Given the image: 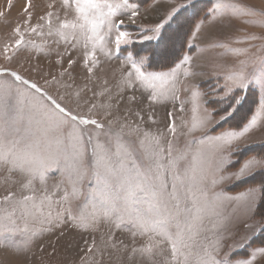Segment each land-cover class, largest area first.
<instances>
[{
    "label": "rangeland",
    "instance_id": "obj_1",
    "mask_svg": "<svg viewBox=\"0 0 264 264\" xmlns=\"http://www.w3.org/2000/svg\"><path fill=\"white\" fill-rule=\"evenodd\" d=\"M130 2H136L139 5V15L135 23L127 22V15H120V10L113 19L126 21L120 30L131 34L132 43L122 45L110 58L109 52L114 49L112 40L115 30H113L112 38L106 41L102 50L97 49L99 63L94 67L93 73H88L83 66L82 54L85 41L80 39L65 42L55 30L58 27L56 16H59L60 20L72 19L74 16L73 9L66 8L63 0H31L30 12L33 25L48 11L54 13L53 35H47V26L43 37L31 32L27 33L26 40L34 43L24 45L10 61L0 55V67L20 72L25 78L38 82L54 97L64 96V100L61 101L63 104H68L74 109L79 104L78 110L81 112H87L88 105L95 104V118L104 122L105 127H107V120L114 121V129H118L121 124L139 126L141 136L149 133L147 138L149 143L151 134L164 133L166 139H172L166 132L171 119L168 113L172 112L178 129L174 147L181 153L197 147L191 143L193 136L202 139L198 131L194 132L196 134L187 136L183 134L187 129L182 127V121H187L190 125L193 107L191 92L186 89L194 88L201 94L202 100L199 101L201 109L207 108L209 111H217L220 115H225L219 110L225 107L228 101L225 100L223 103L218 101L225 95L226 85H231V81L227 78L236 72L245 73L247 86L243 88L232 86L230 93L236 96L240 103L234 104L229 109L231 115L226 116L224 120H220L219 116L216 117L217 122L207 129V132L211 134L224 129L239 130V128L227 127L224 123L236 124L245 117L246 111L253 109L248 118L250 120L260 110V105L264 102V86L257 78L264 76V0H130ZM28 3L29 0H0V50L5 43L14 42L16 37L13 29L27 18L24 9ZM218 4L222 7L217 8ZM172 8L178 9L175 18L180 19L170 22L172 28L167 37H172L169 42L171 53H176L179 48L184 50L187 47L182 57L188 55L191 61L176 69L175 73H172L171 69L182 57L169 68L151 69L148 63L143 65L142 70L146 72H169L168 87L174 84L179 96V99L175 101L169 97L167 101L150 105L146 99L150 89L144 88L139 82H135L132 88L123 83L130 68L127 64L121 67V61L132 54L139 63V57L130 47L136 42L151 41L143 40L141 36H155L149 29L160 22L161 17L166 18V13ZM193 14H196L197 18L192 16ZM147 15L149 17L144 20ZM196 26L199 27V32L193 39L191 32L196 30ZM64 32L70 35L71 30L65 29ZM152 41H158V38ZM73 43L75 47L72 46ZM147 50L148 48H143L142 51ZM58 60L62 63H57ZM69 60L75 61L71 67H69ZM185 67L195 75L184 77L182 73ZM63 69H68V72L61 77L58 74ZM51 76H57L60 83L45 85L44 80L51 79ZM11 79L5 74L0 76V83L5 80L11 81ZM15 87L16 85L11 93L6 88L0 87V118H7L12 114L13 108L19 105ZM21 90H23L22 87ZM248 91L251 93L242 103L243 94ZM77 93H80L79 98ZM132 96L136 97L135 101L129 99ZM85 101L88 103L86 104ZM180 104L184 105L183 111L180 110ZM137 112L140 113L139 116L136 115ZM106 113L111 115L106 116ZM150 116L152 119H149ZM262 128H264V112H261L257 124L253 127L254 131ZM81 130L86 133L92 132L95 126L82 127L76 132H73L71 128H65L59 133H52L51 138H59L63 141L69 135L79 134ZM127 132L128 127H125V133ZM129 139L125 135L122 142L126 143ZM131 139L136 141L138 162L146 166L149 161L142 158L143 150L139 148L137 138L131 137ZM99 140L110 152L116 151L115 139L111 144L106 137L101 136ZM257 143L260 142L254 144ZM250 156L252 155L245 156L243 160ZM230 158L232 161L235 159L234 155ZM243 160L236 166H232V163L227 165L226 171L220 174L228 176V171L236 170ZM91 162V146H89L85 153L87 174L82 181H78L75 173L69 176L62 156L58 155L55 160L46 159L43 178L38 173L33 175L32 185L22 189L27 173L20 170L19 162L13 166L11 162L5 163L0 160V198L9 192H14L16 199L33 192L37 198V207L32 208L30 205L31 210L27 215L17 207L14 222L7 223V227L12 230L5 232L3 238H0V264H172L167 242L158 243L164 240L163 237L156 236L154 233L140 235L138 227L130 222L127 215L124 216L121 227L117 228L116 215L105 216L102 208L99 211L93 208L94 204L98 206L99 204L98 198L94 197L91 191L96 185ZM162 162L166 163V160ZM180 164L183 165L184 161H180ZM237 182L239 181L230 179L225 189L230 192H240L259 186L254 184L240 189L231 188ZM73 187L79 189L81 195L78 198L70 197L69 200H62L64 192H71ZM45 191L52 196V200L41 204L40 201L43 199L41 194ZM258 197L250 222L238 229L224 231L211 228L209 230L208 225L204 224L205 220L198 221L196 226L201 224V228L193 229L197 233L194 237L196 247L192 249L189 264H195L196 253L202 255L205 248L211 251L216 246L219 248L216 253L217 258L227 256L234 262L247 259L251 260L252 264H264V253L257 252L255 259L251 255L254 250L264 247V242L259 245L250 242L260 235L264 228V218L256 213L261 195L258 194ZM121 204L122 202H118L117 206ZM4 208L11 211V202H0V209ZM136 208L147 212L146 203L140 206L133 205V209ZM65 210H70L76 219L68 220ZM58 213L60 216L57 215ZM94 214L95 221H93ZM61 217L64 222H61ZM169 231L174 232V226L170 225ZM133 232L137 233L135 237ZM150 237L153 244L152 251H142L150 242ZM220 239L222 242H219ZM119 241L123 243H118ZM93 242L95 246L92 251H89ZM113 243L115 247L112 246Z\"/></svg>",
    "mask_w": 264,
    "mask_h": 264
},
{
    "label": "snow or ice",
    "instance_id": "obj_2",
    "mask_svg": "<svg viewBox=\"0 0 264 264\" xmlns=\"http://www.w3.org/2000/svg\"><path fill=\"white\" fill-rule=\"evenodd\" d=\"M63 4L66 8L73 9L74 16L72 19L65 18L63 20L56 16L58 27L55 30L65 42L80 39L85 41L82 58L83 66L88 73H93L94 67L99 63L96 55L97 49L102 50L106 41L112 38L113 30H115L112 40L114 49L109 52L110 58L113 52L119 50L122 45L132 43L131 34L120 30L126 21L113 18L120 10V15H127V22L135 23V18L139 15V5L136 2H130V0H118V2H113V0H71L70 3V0H63ZM31 7V0H29L24 9L27 18L13 29L16 37L14 42L5 43L0 50V55L5 60L10 61L24 45L34 43L26 40L27 33L31 32L43 37L46 34L44 29L47 26V35H53L54 13L48 11L46 15L40 16L38 22L33 25L31 23ZM219 7L222 5L218 4L217 8ZM177 11V8H172L170 12L166 13V18L161 17L160 22L149 29L155 36H141L143 40L158 38V41L155 46L151 47L147 55L136 53L139 63L132 54L127 55L121 61V67L127 64L130 68L123 83L132 88L135 82H139L144 88L150 89L146 96L150 105L167 101L169 97L174 101L179 99L175 85L168 87L169 72L142 70L145 63H151L156 58L166 59L171 56L169 42L172 37L163 35L162 30L166 25L171 27L170 22L175 19ZM65 29L71 30L70 35L65 34ZM197 32H199L198 26L195 31L191 32L193 39ZM176 35L178 36V30ZM72 46L75 47V43ZM190 61L191 57L184 55L179 63L173 62L175 67L171 69V72L175 73L176 69L189 64ZM57 63L62 62L58 60ZM68 63L71 67L75 61L69 60ZM36 71H40V69H36ZM67 72L68 69H63L58 75L62 77ZM5 74L12 79L0 83V87L6 88L11 93L16 85L15 92L19 98V105L13 108L12 114L7 118H0V160L5 163L11 162L13 166L19 162L20 170L27 173L25 183L21 186L22 189L32 185L33 175L38 173L43 178L45 160H55L58 155L63 157L69 176L71 177L75 173L77 180L82 181L88 169V165L85 163V153L91 146L92 174L96 180V185L91 191L94 197L98 198L99 204V206L94 204L93 208L97 211L102 208L105 216L116 215L118 218L117 228L121 227L124 216L127 215L130 222L138 227L140 235L154 233L156 236L163 237L164 240L158 241V243L167 242L172 264H189L192 249L196 247L194 237L197 233L193 229L206 212L214 210L216 197L214 193L211 197L209 196V179H211V185L215 186L225 179L241 181L254 176L258 170H264V157L258 158L254 155L244 160L238 171L228 176L220 174L227 165L239 162L232 161L230 157L242 150L238 142L245 138L250 129L257 124L261 112H264V102L261 103L260 110L250 120L243 123L242 126H238L239 130L228 129L214 136L207 135V129L217 122V116L220 120H224L226 116L231 115L229 109L234 104L240 103L237 97L230 93L232 86L241 88L247 86V77L243 71L233 73L227 78L231 81V85H226L225 95L218 101V103L228 101L226 106L219 110L225 115H220L217 111H209L207 108L201 109L199 103L202 100L201 94L194 88L186 89L191 92L193 107L190 125L187 121H182V127L187 129L183 134L187 136L201 131L203 139L193 136L191 143L197 147L182 153L174 147L178 129L172 112L168 113L171 119L166 128L168 136L172 139H166L164 133L151 134L149 143L147 142L149 133H144L141 136L139 126L132 127L121 124L118 129H114V121L107 120V127H105L104 122L95 118V104H89L87 112H81L78 110L79 104L76 109L68 104H63L61 101L64 100V96L54 97L38 82L25 78L16 70L0 67V76ZM182 74L186 78L195 75L187 67L184 68ZM257 79L264 86V76ZM59 83L57 76H51V79L44 80L45 85ZM67 86L70 87V85ZM76 95L79 98L80 93ZM129 99L135 101L136 97L132 96ZM85 103L88 102L85 101ZM183 109L184 105L180 104V110L183 111ZM107 115H111V113H106ZM136 115L139 116L140 113L137 112ZM149 119L152 117L150 116ZM89 125L95 126V130L88 133L81 130L79 134L69 135L63 141L59 138H51L52 133H59L65 128H71L73 132H76L77 129ZM125 127H128L127 133H125ZM125 135L130 138L126 143L122 142ZM101 136L106 137L109 144L113 139L116 140L117 149L114 153L100 143ZM131 137L137 138L139 148L143 150L142 158L149 161L146 166H142L138 162L136 141ZM205 147L211 150L212 156L218 157L214 168L211 166V158L205 155ZM244 148L247 149V146ZM165 160L166 163L162 162ZM180 161H184V164L181 165ZM258 194L264 195V183L248 188L230 199L243 202L248 208L251 204L256 203ZM41 195L43 197L40 201L41 204L44 201L52 200V196L46 194V191ZM80 195V190L73 187L71 192L65 191L61 199L66 201L70 197L78 198ZM36 200L34 192L23 195L20 199L15 198L14 192H9L0 198V202H11L12 204L11 211L7 208L0 209V238H3L5 232L12 230L7 227V223L14 222L13 218L17 207L27 215L31 210L30 205L32 208L37 207ZM118 202H122L119 207L117 206ZM145 203L147 204L146 213L139 208L133 209V205L140 206ZM65 211L68 220L76 219L70 210ZM57 215L60 216L59 213ZM95 219L94 214L93 221ZM61 222H64L62 217ZM170 225L174 226V232L169 231ZM136 235L137 233L133 232V237ZM118 243L122 244L123 241ZM94 246L95 242L89 247V251H92ZM112 246L115 247V243ZM152 248L150 237V242L142 251L151 252ZM218 251L219 248L216 246L211 251L205 248L202 255L196 253L195 264H252L251 260L247 259L234 262L227 256L217 258ZM257 252L264 253V247L254 250L251 254L253 259Z\"/></svg>",
    "mask_w": 264,
    "mask_h": 264
},
{
    "label": "crops",
    "instance_id": "obj_3",
    "mask_svg": "<svg viewBox=\"0 0 264 264\" xmlns=\"http://www.w3.org/2000/svg\"><path fill=\"white\" fill-rule=\"evenodd\" d=\"M148 17L149 15L145 16L144 20ZM225 130H228V129L220 130L217 133H212V134L207 132V135L214 136ZM197 133L203 139L202 132L198 131ZM193 134H196V133H193ZM261 141H264V128L257 129L256 131H254V129L251 128L250 131L246 134L245 138H242L238 143L240 146L244 147V146L254 144L255 142H261ZM204 152L206 156L211 158V166L215 167V163L218 157L212 156L211 150L206 147L204 148ZM241 164L236 170L228 171V174L238 171V169L241 167ZM224 171H226V167L224 168L222 172ZM229 180L230 179H227L226 181H220L215 186L211 185V179H209L208 181L209 196L211 197L212 194L214 193L216 197V201H214V210L206 212L202 216L200 221L205 220L204 224L208 225L209 230L213 228L215 230L219 229V230L228 231L232 229H238L242 225H246V223L250 222V218L252 217V214L254 212L255 204L257 203L259 197L257 195L256 203L251 204V206L248 208H246L243 202L230 199L231 197H235L239 193L244 192L245 190L240 191V192L227 191L225 189L226 188L225 186L226 184L228 185ZM214 188L219 190V192H215L216 190ZM198 227L200 229L201 224L195 226L194 229L196 230L198 229ZM219 242H222L221 239L219 240Z\"/></svg>",
    "mask_w": 264,
    "mask_h": 264
},
{
    "label": "trees",
    "instance_id": "obj_4",
    "mask_svg": "<svg viewBox=\"0 0 264 264\" xmlns=\"http://www.w3.org/2000/svg\"><path fill=\"white\" fill-rule=\"evenodd\" d=\"M194 6H192L193 9H195ZM196 14H193L192 16L195 17ZM195 18H197V17H195ZM175 19H180V18L178 17ZM175 19H174V21H175ZM193 19H192V21H193ZM171 28H172V26L171 27H168V26L165 27V29L163 30V35H165L167 37V35L170 34V32H171V30H170ZM156 44H157V41H152V40L148 41V42H142V43L136 42L130 47V49L134 50L136 53L140 52V54H143V53H148L150 51L151 47L155 46ZM143 48H148V50L143 52L142 51ZM185 49L187 50V47H185ZM185 49L183 50L182 48H179L176 53H172L171 56H169L168 58H166V59L156 58L151 63H148V65L151 69L169 68L174 64L173 63L174 61L176 62L180 57H182V55H183L182 53H183V51H185ZM250 93L251 92L248 91V92H245L243 94L242 103L245 102L246 98L249 96ZM252 110L246 111L245 117L240 119L238 121V123L230 124V125H228L227 123H224V125L227 127L229 126V127H234V128H238V126H242L243 123L247 122L248 118L251 115ZM241 149L242 150L240 152H237L234 155V158H235L234 161H239V162L232 163V166L238 165L240 163V161L243 160V158L245 156H248V155L264 156V142H260L257 144H251V145L247 146V149H245L244 147ZM261 183H264V170H260L254 176H250L247 179L241 180V181L237 182L236 184H233L231 188L240 189L242 187L249 186V185H254V184L260 185ZM256 213H257V215L260 214V216H262L264 218V195H261L260 201H259L258 206H257ZM263 233H264V230H262L261 234L254 237L250 242H253V243L258 244V245L263 243L264 242L263 241V239H264Z\"/></svg>",
    "mask_w": 264,
    "mask_h": 264
}]
</instances>
